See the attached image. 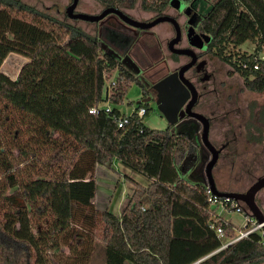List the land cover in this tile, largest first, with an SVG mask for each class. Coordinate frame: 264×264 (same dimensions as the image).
Segmentation results:
<instances>
[{"label": "trees", "instance_id": "16d2710c", "mask_svg": "<svg viewBox=\"0 0 264 264\" xmlns=\"http://www.w3.org/2000/svg\"><path fill=\"white\" fill-rule=\"evenodd\" d=\"M97 1L123 10L140 2L143 10L159 16L171 0ZM197 1L210 5L198 18L199 31L211 37L209 48L236 67L249 88L264 91V0ZM64 15L56 17L23 0H0V127L14 118L21 127L15 136L31 138L32 145L50 152L49 172L19 176L12 151L0 143V264L264 261L261 232L221 248L223 240L210 223L224 228L227 241L237 236L235 226L210 207L207 185L188 179L181 169L199 146L184 132L146 125L152 108L142 99L148 94L144 82L105 50L98 34ZM248 40L257 42L254 52L230 48ZM12 53L26 58L16 79L1 70ZM115 69L116 86L105 98L106 79ZM132 83L142 87V97L127 115L117 105ZM102 101L111 112L90 113ZM142 107L144 117L138 115ZM122 116L129 122L119 127ZM19 151L29 156L31 146ZM118 163L150 182L146 186L127 177L135 190L120 215L100 211L94 203L96 167L114 171Z\"/></svg>", "mask_w": 264, "mask_h": 264}, {"label": "rangeland", "instance_id": "374dc122", "mask_svg": "<svg viewBox=\"0 0 264 264\" xmlns=\"http://www.w3.org/2000/svg\"><path fill=\"white\" fill-rule=\"evenodd\" d=\"M23 1L40 9L46 10L59 18H65L64 13L66 12L67 6L72 2V0ZM104 8L105 6L100 4L97 0H80L76 10L83 13L98 14ZM172 8L168 7L165 11V14L169 13L170 15L175 16L182 24L184 21V6L180 9L174 7ZM209 9L210 5L208 1H203L201 3L199 13L206 14L208 13ZM124 10L131 17L136 18L137 20L147 21L146 18L141 16V13L145 10L140 7V2H138L134 8H125ZM147 12H149L151 15L149 20L157 16L154 12ZM78 25L84 28L90 34H98L103 42L105 50H109L111 53H113L124 66L133 71L136 76L141 78V80H143L141 71L147 70V72H150L152 69H154L151 68L154 65H164L161 60L155 61L159 55H164L163 58L166 59V61L171 58L170 52L167 50V48L161 45L160 35H157V33L145 35L142 34L143 32H139L137 36L135 31H133L130 27L118 22V20L114 18H109L103 23L81 20L78 22ZM156 26H172V24L170 22H161ZM182 28H185L184 24ZM230 48L240 52H254L257 49V42L248 40L240 45H235L234 47ZM186 60L187 58L182 56V62L178 64L176 62V64L170 65V70H173L176 65L184 63ZM25 62L26 58L12 53L4 61L1 70L7 75L11 76L13 79H16ZM117 72V69L112 71L110 78L106 79L105 86L109 84L110 80H113L117 77ZM144 77L148 82L151 81V79L146 77L145 74ZM226 77H229L230 82L227 84L222 83L220 85L218 91L219 94H217L219 96L218 98L216 97L217 95L214 97L212 96L211 98L212 102H215L212 109H214L215 113L219 114L218 122L213 129L212 136L216 139H222L224 134L236 129L238 132L239 146H241V149H243V147L247 149L244 154L245 156H235L233 163H231L232 161L223 160L222 162H224L226 165L225 170L222 172L224 174L222 175L220 172L222 170H217V173L215 174L216 185L219 183L224 189H230L231 187H236V185L233 184L232 179L240 175L239 170L243 166L251 167V169L254 168L253 175L255 176H240V178L243 180H241L240 184H237V187L240 185L248 186L256 179L257 175H262V173H264V162L255 161V158H258L260 150L264 146V125L261 128L259 127L257 131L255 127H250L256 123V121L252 120L251 116L248 115L250 111L246 112L245 114L246 118L250 120H247L250 125L247 124L246 126V124H241L242 122L240 120L243 119V114H240L238 111H236L235 107L230 105V100H228V96L231 95L232 92H235L236 90H240L242 92L244 91L241 79L238 76L232 75V73L230 74V71L226 72V70H222L220 80H222L221 78L226 79ZM229 90L231 93H229ZM103 96H105V89ZM243 96L244 97H240V103L245 107L243 109H246L247 105L251 102V109H254L255 106L256 109L258 106L261 108L264 107V93L260 95L254 94L252 96L244 94ZM141 97L142 87L137 83H132L123 103L117 105V107L122 113L129 115L138 108V101ZM148 103L152 108V111L145 119L146 125L155 129L166 128L167 120L158 110L156 100L152 99L148 101ZM106 104V101H102L100 106L105 107ZM6 121L8 122L2 124L0 127V143L7 151H12L11 161L16 174L19 176L32 174L33 177H36L39 175H44V173L47 171L49 172L50 166L47 157L50 152H45L43 149L32 145L31 138L29 140L28 138H22L23 136L20 135V133H17L15 136L13 133L14 130H21V127L14 123V118L7 119ZM250 128L252 130L247 131V129ZM54 137L59 139L60 142L64 140L59 136L58 133H55ZM25 144L27 146H31V154L29 156H25L21 151H19V148H23ZM59 145L64 146V143H59ZM65 147H68V143H65ZM72 151L73 153L76 152L75 150ZM204 155L206 156L205 152H201L200 147L196 155H189L184 159L181 169L185 177L192 181H205L204 166L206 157ZM258 159L262 160V158ZM115 168L116 170L113 171L101 165L96 167L97 193L94 203L96 209L100 211L109 210L116 215H120L127 205L130 196L135 190L134 185L128 181L127 177H130L140 184L146 186L150 182L145 176L130 170L120 163L116 164ZM257 203L264 212V190L258 194ZM239 205L244 208L240 202ZM244 212L225 210L220 213L221 216L233 223L236 228V235H239L241 231L245 230L244 227L247 222V216ZM246 213L249 214V210L246 211ZM63 250L66 254H68V247H63ZM259 264H264V261Z\"/></svg>", "mask_w": 264, "mask_h": 264}, {"label": "flooded vegetation", "instance_id": "af4514ba", "mask_svg": "<svg viewBox=\"0 0 264 264\" xmlns=\"http://www.w3.org/2000/svg\"><path fill=\"white\" fill-rule=\"evenodd\" d=\"M191 2H193V0H191ZM193 5L194 6L192 8V13L197 11V13L194 15V17L197 21L196 28L199 31V29H198V18H199V16H201L199 14L201 3L196 0ZM169 7L172 8V6H169ZM174 11L176 12L175 9H174ZM167 14H169V13H167ZM109 18H114V19L118 20V22L128 26L127 24L122 22L121 19H119L118 17H114V16L105 18L104 21H107V19H109ZM190 18H191V15L186 16L184 13V21L181 24L182 27L184 24V26H185L184 29H186V27H188L187 22ZM103 22L100 21L98 23H103ZM172 27L174 29L173 25H172ZM132 30L135 31L137 36H138L139 32H144L143 30H137V31L134 29H132ZM151 32H152V30L148 33H142V34L146 35V34H149ZM200 33H202V32H200ZM174 36H175V30H174V35L167 41L166 46H165L167 48V50L170 52V56H172V54H176V53L171 52L169 50V47H168L169 42L171 41V39ZM210 40H211V37L209 39V42H210ZM209 42L206 43V45L203 48L193 47L194 50L196 51V54H197V61L186 72V76L193 82V84L195 85V87L197 89V94H198L196 99H194L192 102L191 111L193 113H196V115L198 114L201 117L203 115V116H205V118L208 119V121L210 123V126H209V128H210V130H209L210 139L214 143V145L217 147V149L219 150L218 160H217V162L213 168V176L215 179V174L217 173V170H222V171H220L222 173L226 168L225 163L222 162L223 160L232 161L231 163H233L234 162L233 159L235 158V156H245L244 154L247 151V149H245L244 147H243V149H241V146H239L238 132L236 129L230 131L229 133L227 132L226 134H224L222 139H216L212 136L213 129H214L216 123L218 122V118H219L218 115L219 114L215 113L214 109H212L215 102L213 103L211 98H212V96L214 97L215 95L219 94L218 91H219L220 85L222 83L227 84L228 82H230L229 77H226V79L221 78L222 80H220L221 71L222 70H226V72L230 71V74L232 73V75L238 76L241 79V83H242V87H243L244 91L242 92L240 90H236L235 92H232V94L228 96V100H230V102H229L230 105H233L235 107L236 111H238L240 114H243V119L240 120L242 122L241 124H246V126H247V124L250 125L249 122L247 121L249 119H247L246 115H245L246 112L250 111L251 114L249 113L248 115L251 116L252 120L256 121V123H254V125H252L250 127H255L256 131L259 129V127L261 128L264 125V109H263L264 107L261 108L258 106V108L256 109V106H255L254 109H251V107H252L251 106L252 102H251L250 104L247 105L246 109H243L245 107L240 103V97L241 96L244 97L243 96L244 94H248L250 96H252L254 94L260 95V94L264 93V91L260 92V91H256V90L249 88L246 85L245 79L236 70V67H234L229 61L227 62L226 60L220 59L218 56H216L213 53V51L209 48ZM177 46L182 47V48L192 47L185 38L183 40H181ZM177 55H179V54H177ZM179 56L186 57L187 60L184 63L176 65L173 70L172 69L170 70V65H169L168 61H166V62L164 61V62H162V63H164V65H154L153 67H151L154 69H152L150 72L149 71L147 72V70L141 71V73L143 75V80H144V81L143 80L142 81L146 85L147 93H148L146 98L151 97V100L152 99L156 100L157 92L153 88V84L156 81L165 77L170 72L178 70L183 64L192 60V58L190 56H187V55H179ZM234 60H235V58H234ZM234 60H233V62H234ZM144 74L146 75V77H149L151 79L150 82L147 81V79L144 77ZM229 93H231L230 90H229ZM216 97L218 98L219 96L217 95ZM146 98L144 97L142 99H146ZM191 99H192V97L190 96L188 98V100L186 101V103L183 105V107H182L183 110L187 109V106L189 105ZM161 115L164 116L162 113H161ZM167 127L171 128V130L173 132H184V133H186L199 146V149L201 147V152L202 153L205 152V154H206V156L204 155L206 157L205 166H204L206 169V165L212 159L213 153L209 149H207L202 143V133H203V128H204V122L201 120V118H198L195 116L192 117L189 115H185V117L183 119L179 120L178 125H176V126L170 125L167 122L166 128ZM249 130L251 131L252 129L251 128L247 129V131H249ZM242 150H243V152H242ZM196 154H194V155H196ZM258 158H262V160L258 159ZM258 158H255L256 162H264V146H263V148H261L260 154L258 155ZM239 171H240V175L238 177L232 179L233 180L232 182L234 185H236V187H231L230 189H224L219 183H217V185H216L217 188L219 190L221 189V191L223 189L224 192L243 193V192H246L250 188V186L259 177L264 175V173H262V175H257L256 179L253 182H251L248 186L240 185L237 187V184H240L241 180H243L240 178V176L241 177L242 176H255V175H253L254 168L251 169V167L243 166ZM223 174L224 173H222V175ZM225 179H226V177H225ZM263 190H264V188L261 189L258 192V194L260 192H262ZM258 194H257V196H258ZM257 196H256V199H257ZM238 202L245 205L244 201L239 200Z\"/></svg>", "mask_w": 264, "mask_h": 264}, {"label": "water", "instance_id": "95a60500", "mask_svg": "<svg viewBox=\"0 0 264 264\" xmlns=\"http://www.w3.org/2000/svg\"><path fill=\"white\" fill-rule=\"evenodd\" d=\"M80 0H72L67 6L66 13L72 19H79L90 22H103L108 17H118L122 22L127 24L134 30H152L156 25L161 22H170L174 26L175 36L168 44L169 50L179 55H187L192 58L191 61L183 64L178 70L170 72L162 79L156 81L153 84V88L156 90V104L158 110L165 116L167 122L170 125H178L179 120L183 119L185 115L201 118L204 122V128L202 133V143L213 153L212 159L208 162L205 169V181L206 185H209L211 192L224 198H231L237 201H244L250 214L255 217L260 223H264V212L257 203L256 196L258 192L264 188V175L259 177L250 188L243 193L238 192H224L217 188L215 179L213 176V168L218 160L219 150L210 139L209 126L210 123L205 116L196 115L191 111L192 102L197 97V89L193 82L186 76V72L196 63L197 54L193 47L203 48L206 43L209 42L210 37L204 33H200L196 26L197 21L192 13L193 4L196 0H171L170 6L180 9L184 6V13L186 16L191 15V18L187 22L186 29L182 28L181 23L172 15L163 14L156 16L155 18L147 21L137 20L131 17L125 10L117 7L104 8L98 14H89L78 12L76 10ZM191 2V3H190ZM186 39L192 47L182 48L177 45L183 39ZM192 97L186 110L182 107L186 103L189 97ZM151 97L143 99V102H148Z\"/></svg>", "mask_w": 264, "mask_h": 264}, {"label": "built area", "instance_id": "2783aa9c", "mask_svg": "<svg viewBox=\"0 0 264 264\" xmlns=\"http://www.w3.org/2000/svg\"><path fill=\"white\" fill-rule=\"evenodd\" d=\"M107 76L108 75H106V78H107ZM115 86H116V79L110 80L109 84L104 86V89H105V96L104 97L105 98H108L112 94ZM106 103L107 104L105 105V107H101V106L100 107H98V106L92 107L90 109V113H99L100 108L104 109L105 112L110 113L112 110V106L108 102H106ZM145 114H146V108L142 107L138 111V115L140 117H144ZM128 122H129V117L128 116H122L121 118L118 119V126L123 127ZM207 192L210 194V197H209L210 207L215 209V213L217 215L221 216L220 213H222L225 210H230V211L235 210V211H239V212H244L243 208L239 205V202L237 200H234L231 198H224V197L218 196L216 194H213L211 192L209 185H207ZM244 213L247 216L246 217L247 222H246L245 227H244L245 230L241 231L239 235H237L235 238L229 239L228 241L226 240L224 228L221 226L217 227L216 224L213 222L210 223V227L213 229H216L218 237L223 240L224 244L221 246V248H224L227 245H229L230 243H233V242H235L241 238L248 237L249 235H251L252 233H255V232H261L262 236H264V223H260L250 213L249 214L246 212H244ZM221 217H223V216H221ZM200 261L201 260H198V261L194 262L193 264H199Z\"/></svg>", "mask_w": 264, "mask_h": 264}, {"label": "crops", "instance_id": "0c3cea01", "mask_svg": "<svg viewBox=\"0 0 264 264\" xmlns=\"http://www.w3.org/2000/svg\"><path fill=\"white\" fill-rule=\"evenodd\" d=\"M141 16L146 18L147 20H149V17H151L150 13L147 11H143L141 13ZM153 32L149 33V34H154L157 33V35H160V40H161V45L166 46L167 41L174 35V29L172 26H156L154 27V29L152 30ZM148 35V34H146ZM154 47V46H153ZM156 48V47H154ZM164 55H159L158 58L155 59V61L157 60H161V62H166V59L163 58ZM171 58H169V65H174L180 62H182V56H179L178 58H175L173 56H170ZM167 60V61H168ZM154 61V62H155Z\"/></svg>", "mask_w": 264, "mask_h": 264}]
</instances>
